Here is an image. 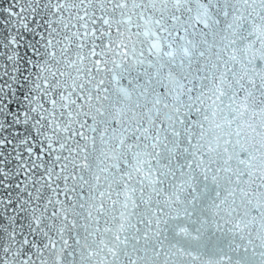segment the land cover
<instances>
[{
	"label": "snow or ice",
	"instance_id": "snow-or-ice-1",
	"mask_svg": "<svg viewBox=\"0 0 264 264\" xmlns=\"http://www.w3.org/2000/svg\"><path fill=\"white\" fill-rule=\"evenodd\" d=\"M0 264H264V0L0 4Z\"/></svg>",
	"mask_w": 264,
	"mask_h": 264
},
{
	"label": "water",
	"instance_id": "water-1",
	"mask_svg": "<svg viewBox=\"0 0 264 264\" xmlns=\"http://www.w3.org/2000/svg\"><path fill=\"white\" fill-rule=\"evenodd\" d=\"M6 2H7V0H0V4H4Z\"/></svg>",
	"mask_w": 264,
	"mask_h": 264
}]
</instances>
